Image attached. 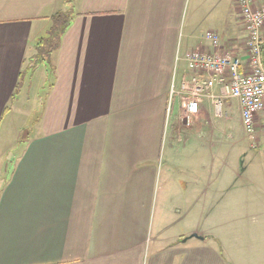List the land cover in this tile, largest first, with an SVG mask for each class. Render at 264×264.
Wrapping results in <instances>:
<instances>
[{"label": "crops", "instance_id": "crops-1", "mask_svg": "<svg viewBox=\"0 0 264 264\" xmlns=\"http://www.w3.org/2000/svg\"><path fill=\"white\" fill-rule=\"evenodd\" d=\"M67 1L0 0V264H264V112L250 136L221 85L195 117L182 92L207 32L248 68L238 0Z\"/></svg>", "mask_w": 264, "mask_h": 264}, {"label": "built area", "instance_id": "built-area-1", "mask_svg": "<svg viewBox=\"0 0 264 264\" xmlns=\"http://www.w3.org/2000/svg\"><path fill=\"white\" fill-rule=\"evenodd\" d=\"M254 0H238L243 8L246 26V51L248 68L231 53H220L221 38L215 32H207L206 39L213 52L195 51L187 55L188 66L194 72L191 80L182 84L187 96L186 113L189 117L199 114L200 100L216 86L221 85L226 98L237 100L242 111L245 131L253 136L256 131V117L264 112V65L262 42L264 29V4L259 10L250 6ZM195 73L197 74L195 76ZM174 86L172 93H174ZM220 106V102L216 103Z\"/></svg>", "mask_w": 264, "mask_h": 264}, {"label": "trees", "instance_id": "trees-1", "mask_svg": "<svg viewBox=\"0 0 264 264\" xmlns=\"http://www.w3.org/2000/svg\"><path fill=\"white\" fill-rule=\"evenodd\" d=\"M67 2L66 4H69ZM72 10L60 11L52 18L53 27L49 31L48 36L45 39H41L36 48V55L32 57L27 66L26 72L34 74L41 65L46 67L47 75L50 79L54 73V68L52 64V56L54 52L59 49L63 35L69 28L73 12ZM60 25V27L58 26ZM262 59L264 65V42H262ZM42 63V64H41Z\"/></svg>", "mask_w": 264, "mask_h": 264}, {"label": "rangeland", "instance_id": "rangeland-1", "mask_svg": "<svg viewBox=\"0 0 264 264\" xmlns=\"http://www.w3.org/2000/svg\"><path fill=\"white\" fill-rule=\"evenodd\" d=\"M68 1L71 2L70 0H68ZM70 10H72V8H70ZM62 11H67V7H65L64 10H62ZM72 11L70 13H72ZM186 22H187V18H186V20L184 19V28H186ZM58 26L60 27V25H58ZM206 26H207V22H204L203 27L205 29H206ZM52 27H53V23L51 22L49 30L46 31L45 34L43 35V39H45L48 36V33H49V31H51ZM263 42H264V29H263ZM36 43H37L36 45L38 46L39 42L37 41ZM185 44H186V37L184 38V33H183V35L181 34V38H180V42H179V47H178L179 51H180V49L182 50V47H184ZM38 76L39 77L41 76V72L36 73L34 79L32 80V82L34 84L33 89H29L30 91H32V98L33 99L36 98L37 96H39V89H37L38 85H37V81H36ZM29 77L30 76L26 77V83L30 80ZM173 86L174 87L176 86L175 82L173 83ZM233 111L234 112L232 113L233 120L231 121V125H232L231 133L233 135L240 137V138H242L244 136L248 137L247 134L245 133V131H243V129L241 128L240 123L238 121L239 112L237 111V108H234ZM12 137H13V133L9 134V138H12ZM195 221H196L195 223H197V220H195Z\"/></svg>", "mask_w": 264, "mask_h": 264}]
</instances>
